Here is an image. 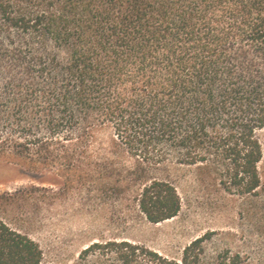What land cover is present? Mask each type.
I'll return each instance as SVG.
<instances>
[{
  "label": "trees",
  "instance_id": "obj_1",
  "mask_svg": "<svg viewBox=\"0 0 264 264\" xmlns=\"http://www.w3.org/2000/svg\"><path fill=\"white\" fill-rule=\"evenodd\" d=\"M263 128L264 0H0V163L49 185L0 194V264H54L7 222L19 194H112L156 224L183 167L248 204L244 251L204 260L203 234L173 261L109 239L73 264H264Z\"/></svg>",
  "mask_w": 264,
  "mask_h": 264
},
{
  "label": "rangeland",
  "instance_id": "obj_2",
  "mask_svg": "<svg viewBox=\"0 0 264 264\" xmlns=\"http://www.w3.org/2000/svg\"><path fill=\"white\" fill-rule=\"evenodd\" d=\"M257 136L262 145L259 171L264 177V128ZM181 199L178 214L160 223L146 222L136 204H118L112 194L104 204L83 203L66 192L55 202L36 203L29 194H19L9 204L7 222L26 233L40 246L45 262L73 264L78 253L91 242L127 240L145 246L169 260L177 261L182 249L192 240L208 234L202 244V258L209 260L218 252L244 251L248 246L246 209L206 179L197 183L189 168L172 176ZM48 176H36L18 167L0 163V194L29 186H49ZM49 196L47 192H43ZM98 263V261H96Z\"/></svg>",
  "mask_w": 264,
  "mask_h": 264
}]
</instances>
